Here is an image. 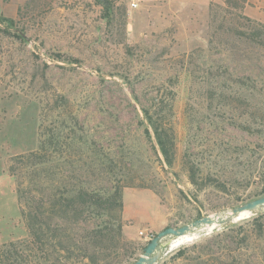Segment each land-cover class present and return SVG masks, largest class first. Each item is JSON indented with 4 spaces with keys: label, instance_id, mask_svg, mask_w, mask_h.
<instances>
[{
    "label": "rangeland",
    "instance_id": "374dc122",
    "mask_svg": "<svg viewBox=\"0 0 264 264\" xmlns=\"http://www.w3.org/2000/svg\"><path fill=\"white\" fill-rule=\"evenodd\" d=\"M43 142L37 165L17 159ZM261 144L264 0H0V264L57 258L32 242L24 211L75 232L103 224L79 202L61 217L59 201L82 190L121 193L107 218H121L118 252L133 264L165 228L264 196L247 167ZM256 215L168 236L157 264H195L201 251L210 264H264Z\"/></svg>",
    "mask_w": 264,
    "mask_h": 264
},
{
    "label": "trees",
    "instance_id": "16d2710c",
    "mask_svg": "<svg viewBox=\"0 0 264 264\" xmlns=\"http://www.w3.org/2000/svg\"><path fill=\"white\" fill-rule=\"evenodd\" d=\"M146 114L149 116L148 110H145ZM162 121L159 122V125ZM161 126H157L156 131L158 135V142L161 145L163 154L168 158V141L162 136L160 131ZM160 129V130H159ZM54 139H52L53 144ZM260 147L264 149V144H261ZM46 149V145L43 142L39 150L32 151L29 154L20 155L17 159L22 160L27 164L32 163L37 165L40 163L38 160L42 156ZM260 154H255L257 160L250 159L247 163L248 171L255 174L256 172L262 176L264 175V159L263 163L258 161ZM38 161V162H37ZM32 167V165H31ZM33 169H36L33 168ZM14 171V169H12ZM34 171V170H33ZM18 189L19 198L24 199L25 194ZM63 200L59 201L61 206L60 210L64 212L61 217L66 218V213L69 211L68 206H73L76 202L79 204L84 203L90 208H95L94 212L97 217H102L103 224L94 227L90 230L80 228L76 232L74 229L71 231L68 225H56L50 226L48 224L40 222L38 214L30 215L24 211L23 215L27 216L28 225L33 235V243L39 244V249L43 252V257L48 259L52 251H56L57 258H55L49 264H123L124 258L118 252L119 249L126 247L123 242L129 244L127 240L123 241V224L121 218L116 221V226L111 222V219L107 218L108 215L112 212L113 208L118 210V213L123 210V202L121 200V193L119 191L111 194L109 196H104L98 192H89L82 190L75 197L71 198H62ZM81 209V208H80ZM93 212V210H91ZM59 210L53 212L54 215H58ZM263 214H259L253 217L252 224L258 226L260 229H263L262 223ZM250 222V221H249ZM243 224H241L242 226ZM47 230V231H46ZM236 231L234 226H229L225 230V234H220L221 236L227 237L228 235ZM219 234V233H218ZM241 241H247V235H243L240 238ZM224 244L227 245L226 240ZM222 245V244H220ZM203 248V251H207L202 247V244L194 243L193 248L200 247ZM210 246V245H209ZM32 251L35 249V245L30 248ZM114 250V251H113ZM189 248L185 247L177 251L176 256L182 257L185 256ZM201 253V254H200ZM199 255L195 256V264H210L208 260L202 256V251ZM136 254L132 252L129 256L130 259ZM129 262V261H128Z\"/></svg>",
    "mask_w": 264,
    "mask_h": 264
},
{
    "label": "water",
    "instance_id": "95a60500",
    "mask_svg": "<svg viewBox=\"0 0 264 264\" xmlns=\"http://www.w3.org/2000/svg\"><path fill=\"white\" fill-rule=\"evenodd\" d=\"M264 211V196L248 201L230 210L203 216L190 224L179 228L167 227L160 231L144 248V253L133 264H157L163 256V251L171 246L164 243L168 236L178 238L186 235L199 237L200 231L210 233L214 229L243 220ZM242 217V218H241Z\"/></svg>",
    "mask_w": 264,
    "mask_h": 264
},
{
    "label": "built area",
    "instance_id": "2783aa9c",
    "mask_svg": "<svg viewBox=\"0 0 264 264\" xmlns=\"http://www.w3.org/2000/svg\"><path fill=\"white\" fill-rule=\"evenodd\" d=\"M131 6H133V7H137L138 4H137L136 2L133 1V2L131 3ZM146 238H147L148 240L151 239V237H150L148 234L146 235Z\"/></svg>",
    "mask_w": 264,
    "mask_h": 264
},
{
    "label": "bare ground",
    "instance_id": "6f19581e",
    "mask_svg": "<svg viewBox=\"0 0 264 264\" xmlns=\"http://www.w3.org/2000/svg\"><path fill=\"white\" fill-rule=\"evenodd\" d=\"M242 218V217H241ZM186 236H188V235H186ZM182 237H184V236H182ZM175 239V238H174ZM195 239V237H194V235L192 236V240H194Z\"/></svg>",
    "mask_w": 264,
    "mask_h": 264
}]
</instances>
